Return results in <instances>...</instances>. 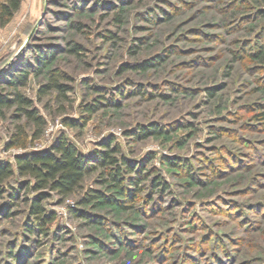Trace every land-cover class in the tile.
Wrapping results in <instances>:
<instances>
[{
	"label": "rangeland",
	"instance_id": "rangeland-1",
	"mask_svg": "<svg viewBox=\"0 0 264 264\" xmlns=\"http://www.w3.org/2000/svg\"><path fill=\"white\" fill-rule=\"evenodd\" d=\"M258 44L264 0H23L0 27V84L30 70L19 90L45 126L27 147L9 148L17 123L6 112L0 159L49 148L61 135L86 155L113 137L147 178L134 200L116 196L130 208L80 206L97 223L70 215L82 191L61 202L51 194L44 204L56 219L48 235L25 230L26 203L0 200V264H264ZM73 45L78 55L68 51ZM50 71L69 78L64 97L39 93ZM97 101L104 103L89 114L85 105ZM152 124L166 132L144 140L126 133ZM25 130L30 138L32 127ZM165 157L185 160L191 174ZM153 176L165 190L150 189ZM95 177L83 188L116 195Z\"/></svg>",
	"mask_w": 264,
	"mask_h": 264
},
{
	"label": "trees",
	"instance_id": "trees-1",
	"mask_svg": "<svg viewBox=\"0 0 264 264\" xmlns=\"http://www.w3.org/2000/svg\"><path fill=\"white\" fill-rule=\"evenodd\" d=\"M23 0H0V27L10 22L15 13L19 10ZM121 22L120 18H116ZM69 52L79 54L78 47L73 45ZM264 53V45H259L252 55L260 59ZM40 58V56H38ZM239 58V54L235 55ZM47 61H42L37 72L46 67ZM144 67V66H143ZM30 70L19 69L0 84V118L11 111L14 116L15 130L12 132L7 147H27V144L38 139L45 126L44 118L38 114L33 101L25 97L20 87H24L28 81ZM69 79L61 71H50L47 81L39 89V93L45 95L55 92L56 97H64L71 90L68 84L62 80ZM139 91V90H138ZM139 93H142L139 91ZM122 94V92H121ZM209 96H214V90L208 91ZM104 97V96H101ZM86 104L85 110L89 114L95 113L104 102ZM259 119H264V111L260 113ZM23 121L24 124H19ZM65 123H70L68 119ZM19 122V123H18ZM31 126L30 138L26 126ZM166 132L161 126H141L135 131L126 132L136 140H144L150 136L162 135ZM99 148L91 154H83L66 137L59 136L43 150H26L16 154L11 161L0 159V200H6L10 206L21 201L27 204L25 230L36 235H48L51 225L54 223L55 213L48 210L44 204L51 194L58 197L59 202L81 192L77 199L75 208H71L70 215L75 218H82L88 222H96L80 206L91 205H117L120 208H130L131 205L123 204L116 200V196L126 202L134 200V196L141 192L140 184L147 178L145 171L136 169L122 153L121 146L115 142L113 137L102 140ZM168 164L182 169L191 174V167L185 160L182 163L175 159L165 157ZM96 175L94 183L115 189L116 195L107 194L101 189L89 187L83 188L86 179ZM15 179V182L13 181ZM14 183V184H13ZM167 184L160 176H153L150 179V189L160 188L165 190ZM115 198V199H114ZM132 198V199H131ZM80 207V208H78ZM9 213H7L8 215ZM97 223V222H96ZM98 223H101L100 221ZM189 227V226H188ZM10 253H12L10 251Z\"/></svg>",
	"mask_w": 264,
	"mask_h": 264
}]
</instances>
